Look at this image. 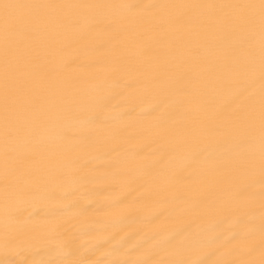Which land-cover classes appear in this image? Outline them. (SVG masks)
Here are the masks:
<instances>
[{
	"label": "bare ground",
	"instance_id": "6f19581e",
	"mask_svg": "<svg viewBox=\"0 0 264 264\" xmlns=\"http://www.w3.org/2000/svg\"><path fill=\"white\" fill-rule=\"evenodd\" d=\"M0 264H264V0H0Z\"/></svg>",
	"mask_w": 264,
	"mask_h": 264
}]
</instances>
